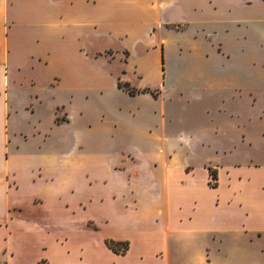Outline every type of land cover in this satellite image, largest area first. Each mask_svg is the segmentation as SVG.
<instances>
[{
  "label": "rangeland",
  "instance_id": "1",
  "mask_svg": "<svg viewBox=\"0 0 264 264\" xmlns=\"http://www.w3.org/2000/svg\"><path fill=\"white\" fill-rule=\"evenodd\" d=\"M181 1L180 16L188 24L154 30L139 47L124 40L145 68L142 74L118 56L107 62L99 53L86 54L80 42L69 53L56 41L30 43L42 57L31 58L16 74L21 84L9 89L5 149L11 171L0 182V220L8 219L0 226V264H113L105 238L139 220L120 209L123 194L131 196L140 183L155 179L161 194L181 199L184 213L191 204L185 197L196 196L213 215L211 203L220 198L224 206L233 196L224 166L247 157L251 147L262 155L264 0ZM96 43L115 48L122 42ZM118 76L158 94L131 95L117 86ZM140 118L144 131L138 133ZM219 143L238 146L222 150ZM160 144L179 148L165 149L169 164L177 163L167 175L168 187L164 153L155 147ZM182 165L193 172L187 175ZM217 166L223 168L221 185L210 188V168ZM157 184L150 189L158 190ZM199 236L198 246L186 248L172 239L171 262L188 264L199 245L214 250V233ZM263 249L264 239L256 236L250 252L259 264Z\"/></svg>",
  "mask_w": 264,
  "mask_h": 264
},
{
  "label": "crops",
  "instance_id": "2",
  "mask_svg": "<svg viewBox=\"0 0 264 264\" xmlns=\"http://www.w3.org/2000/svg\"><path fill=\"white\" fill-rule=\"evenodd\" d=\"M182 4L181 0H0V138L5 143L4 149H0V182L6 181L11 171L9 150L5 149L10 137L9 89L14 84H21V79H18L16 74L32 63L31 58L42 57L39 49L30 45L31 42L56 41L62 53L71 52L74 42H80L78 47L86 54L99 53L107 62L118 56L126 62L130 61L135 71L142 74L145 68L133 59L134 51L130 45L123 44L124 40L136 41V47H139V42H143L154 30L162 27L171 29L180 21L188 24V21L180 16L184 8ZM101 39L119 40L122 43L115 48L112 43L100 48L96 42ZM126 50L129 51V55L125 58ZM122 68L124 72V65ZM119 81L128 80L118 76L117 86ZM31 82L34 84L36 81L33 79ZM132 86L137 89L146 87L153 89L149 85ZM140 92L146 91L129 93L136 95ZM60 105L65 107V104ZM138 124L137 132L144 131L142 118ZM249 144L252 145L251 140ZM236 146L238 145L222 143L216 145L217 149L222 150L234 149ZM155 147L162 149L160 152L164 153V158L160 153L158 157L162 158V166L165 168L164 183L165 187H168L167 175L174 170L173 166L177 163L169 164L165 149H169V153L171 149L179 148L176 145L164 144ZM253 149L252 147L249 149L247 157H239L224 166L226 182L232 187L233 196L225 205L223 204L224 206L219 204L220 198H217L215 204L211 203L210 205L215 208L213 215L207 210L209 204L196 196L185 197L191 204L184 213L181 199L177 201L168 191L166 195L161 194V187L155 179L146 184L140 183L139 187L132 190L136 192L131 196L123 194L120 209L134 214L139 220L136 224L130 225L127 231L114 235L115 239H129L130 246L125 254L111 250L112 263L174 264L169 255L176 240H180L184 248L189 244L198 246L199 234L211 232L217 239L214 250L206 244L199 245L188 264H259L255 255L250 252V245L256 236L264 239V152L256 156ZM217 167L218 185L211 186L208 183L210 188L218 189L221 185L223 168ZM181 169L190 175L194 167L191 171H185L182 165ZM96 171L97 169H91L93 175ZM156 184L158 190L150 189ZM129 185L134 187L132 183ZM140 189L145 191V194L139 192ZM116 204L113 207H117ZM4 207L9 208L10 204L7 206L4 204ZM154 214L158 216L156 219L158 223L151 224L149 221ZM7 220V218L0 220V226L7 224ZM240 237L244 238L243 242L239 241ZM172 239L174 242H171Z\"/></svg>",
  "mask_w": 264,
  "mask_h": 264
},
{
  "label": "trees",
  "instance_id": "3",
  "mask_svg": "<svg viewBox=\"0 0 264 264\" xmlns=\"http://www.w3.org/2000/svg\"><path fill=\"white\" fill-rule=\"evenodd\" d=\"M118 86L126 89L129 91L131 94H135L139 91H151L155 96H157L158 91L154 89H149V88H143V89H137L133 87L128 81L118 82ZM210 174L212 175V178L209 180V184L211 186H217L218 185V173L216 168H210ZM105 243L106 245L113 250L114 252L120 253V254H125L127 250L129 249L130 246V240L129 239H115L113 237H106L105 238Z\"/></svg>",
  "mask_w": 264,
  "mask_h": 264
}]
</instances>
